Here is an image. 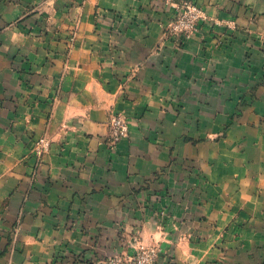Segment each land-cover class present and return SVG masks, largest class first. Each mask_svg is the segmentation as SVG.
Here are the masks:
<instances>
[{
  "label": "crops",
  "instance_id": "1",
  "mask_svg": "<svg viewBox=\"0 0 264 264\" xmlns=\"http://www.w3.org/2000/svg\"><path fill=\"white\" fill-rule=\"evenodd\" d=\"M194 1L251 33L217 49L151 0H0V264L141 218L165 264H264V0Z\"/></svg>",
  "mask_w": 264,
  "mask_h": 264
},
{
  "label": "rangeland",
  "instance_id": "2",
  "mask_svg": "<svg viewBox=\"0 0 264 264\" xmlns=\"http://www.w3.org/2000/svg\"><path fill=\"white\" fill-rule=\"evenodd\" d=\"M160 3L167 8L163 9L164 7H161V11L168 16L166 32L181 43L191 38L200 39L206 43L205 38H207V32H209L213 40L216 41L217 49H220L224 44V40H227L229 36L235 39L239 38V35L247 33L240 30L233 20L210 18L202 7L195 4L194 0H151L150 2L154 10L160 8ZM123 116L125 115L123 114ZM120 141L112 144L108 138V145L111 149H115ZM159 175L158 173L157 177ZM146 188L145 185L141 189L147 191ZM142 193L135 194V198L141 199L144 197V200H146ZM153 197L159 199L166 196L162 192H156ZM153 197L151 196V198ZM146 209L148 208H137V212L146 213ZM152 210L156 213L160 211L158 207H154ZM137 220L140 221L133 225L131 229L127 223H123L120 229L122 231L120 232L121 237L114 239L112 243L108 240V244L100 247L102 251H100L99 246L89 245L93 240H88L86 244L89 246L88 250L77 253L72 251V247L64 240L58 243L59 247L55 253L51 254L47 264H165L172 262L175 257L162 254L163 250L155 242L156 240L144 238L142 218ZM83 227L88 228V223L83 224ZM127 234L132 236H124ZM9 241L14 244L16 238H10Z\"/></svg>",
  "mask_w": 264,
  "mask_h": 264
},
{
  "label": "built area",
  "instance_id": "3",
  "mask_svg": "<svg viewBox=\"0 0 264 264\" xmlns=\"http://www.w3.org/2000/svg\"><path fill=\"white\" fill-rule=\"evenodd\" d=\"M129 133L128 122L123 115H117L111 122V134L109 136V142L116 144L118 141L126 138ZM37 153L42 155L49 147V143L46 139H41L37 143Z\"/></svg>",
  "mask_w": 264,
  "mask_h": 264
}]
</instances>
